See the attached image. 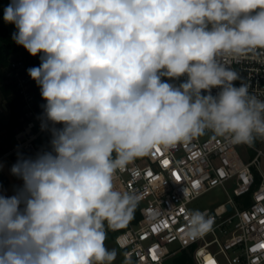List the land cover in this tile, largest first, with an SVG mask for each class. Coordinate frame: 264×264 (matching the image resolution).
<instances>
[{
    "label": "clouds",
    "instance_id": "obj_1",
    "mask_svg": "<svg viewBox=\"0 0 264 264\" xmlns=\"http://www.w3.org/2000/svg\"><path fill=\"white\" fill-rule=\"evenodd\" d=\"M3 20L40 54L27 72L52 138L11 168L23 186L0 195V264H114L107 233L141 200L118 173L206 132L264 139V100L225 62L264 53V0H10ZM213 223L194 210L188 235Z\"/></svg>",
    "mask_w": 264,
    "mask_h": 264
},
{
    "label": "built area",
    "instance_id": "obj_2",
    "mask_svg": "<svg viewBox=\"0 0 264 264\" xmlns=\"http://www.w3.org/2000/svg\"><path fill=\"white\" fill-rule=\"evenodd\" d=\"M225 62L239 73L237 84L246 83L250 93L264 100V53L238 62L225 58ZM40 63L34 65L20 50L10 55L3 70V84L14 87L22 105L21 125L12 134L7 129L0 132V170L6 177L18 158H34L39 153L36 142L47 132L41 129L46 102L27 72ZM217 91L213 89L212 94ZM6 112L10 115V107L0 97V116ZM256 140L260 147L236 145L228 137L206 132L188 144L157 147L118 173V185L141 197L135 218L119 231L109 230L124 256L134 264H165L188 250L194 264H264V174L260 170L264 139ZM240 146L250 149L253 156L241 157ZM213 190L224 191L227 199L213 209L199 210L214 219L212 230L190 237L189 204Z\"/></svg>",
    "mask_w": 264,
    "mask_h": 264
},
{
    "label": "rangeland",
    "instance_id": "obj_3",
    "mask_svg": "<svg viewBox=\"0 0 264 264\" xmlns=\"http://www.w3.org/2000/svg\"><path fill=\"white\" fill-rule=\"evenodd\" d=\"M10 3V0H0V35H1V27H8L13 32L17 31L14 24L5 23L3 20V11L4 8L8 6ZM0 46H1V40H0ZM10 115L8 112L0 116V132L7 129L9 123H10ZM9 132V131H7ZM51 132L47 130V132L42 135L38 141L36 142V146L39 150V152L42 151H50L51 150ZM254 146L260 147V144L257 140L253 143ZM238 152L244 159H250L253 156V153L250 149H247L245 146L238 147ZM260 170L264 174V158L261 159L260 164ZM14 176V175H13ZM1 179V177H0ZM14 179H19V177L14 176ZM3 185V182L0 180V187ZM23 186V180L14 181L12 180L11 185L0 189V195H3L5 197H11L16 194V192L22 188ZM227 199L226 194L224 191L221 190H213L204 196L194 200L189 204V208L191 211L194 210H203L206 208L213 209L214 207L218 206L219 204L225 202ZM237 202L241 203L242 199H238ZM244 206L242 205L241 208ZM106 246L109 249L116 248L118 255L116 257V260L114 261V264H134L130 259L124 258V252L120 250L117 245L114 242V234L108 231L107 233V240H106ZM174 257V256H173ZM173 257L166 260L165 264H172ZM125 259V260H124Z\"/></svg>",
    "mask_w": 264,
    "mask_h": 264
},
{
    "label": "trees",
    "instance_id": "obj_4",
    "mask_svg": "<svg viewBox=\"0 0 264 264\" xmlns=\"http://www.w3.org/2000/svg\"><path fill=\"white\" fill-rule=\"evenodd\" d=\"M13 34L9 33V31L5 27H1V46H0V97L7 101L10 107V123L7 127V130L10 134L21 125L19 122V118L21 116L22 105L20 102V98L15 94L14 87L11 85H4V68H6L10 55L15 51H22L24 54L29 56L34 65H37L41 62L40 54L37 56L30 55L27 50L21 46L17 45L12 38ZM51 127V125H50ZM49 127V128H50ZM57 128L62 127V125L57 124ZM172 264H194L192 259V251L183 250L179 254L175 255L172 259Z\"/></svg>",
    "mask_w": 264,
    "mask_h": 264
},
{
    "label": "crops",
    "instance_id": "obj_5",
    "mask_svg": "<svg viewBox=\"0 0 264 264\" xmlns=\"http://www.w3.org/2000/svg\"><path fill=\"white\" fill-rule=\"evenodd\" d=\"M3 27H4V26H3ZM5 28L9 31V33H12V34L14 33L10 28H8V27H6V26H5ZM0 177H1V179H0L1 182H3V185L0 187V189H3V188H6V187L10 186L12 180H14V181L21 180V178H19V179H14V176H13L12 173H9V174H8V177L4 176L1 170H0ZM124 258H126V257L124 256ZM124 260H125V259H124Z\"/></svg>",
    "mask_w": 264,
    "mask_h": 264
},
{
    "label": "water",
    "instance_id": "obj_6",
    "mask_svg": "<svg viewBox=\"0 0 264 264\" xmlns=\"http://www.w3.org/2000/svg\"><path fill=\"white\" fill-rule=\"evenodd\" d=\"M228 208L231 209V207L228 205Z\"/></svg>",
    "mask_w": 264,
    "mask_h": 264
}]
</instances>
